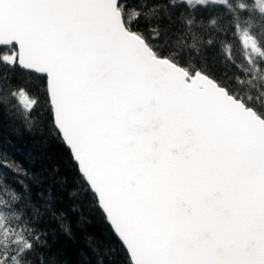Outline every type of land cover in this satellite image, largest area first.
Wrapping results in <instances>:
<instances>
[{
  "label": "snow or ice",
  "instance_id": "1",
  "mask_svg": "<svg viewBox=\"0 0 264 264\" xmlns=\"http://www.w3.org/2000/svg\"><path fill=\"white\" fill-rule=\"evenodd\" d=\"M0 115L41 161L58 146L53 183L71 175L123 264H264V0H0ZM10 131L0 264H70L41 225L72 233L51 190L33 198L42 178L12 153L35 157Z\"/></svg>",
  "mask_w": 264,
  "mask_h": 264
},
{
  "label": "trees",
  "instance_id": "2",
  "mask_svg": "<svg viewBox=\"0 0 264 264\" xmlns=\"http://www.w3.org/2000/svg\"><path fill=\"white\" fill-rule=\"evenodd\" d=\"M234 53L238 61L242 59L243 49L238 41H234ZM12 111L14 112L15 110L12 109ZM11 125H19L25 132V141L28 142V147L33 152L35 159H26L25 152H13L12 155L15 156L26 170L38 173L42 178V183L39 186L32 185L33 198H37L36 193L38 192H43L47 196L51 190V195L55 197L52 201L54 205L53 211L58 216L63 214L64 221L72 233L71 237L66 235L60 227V222L46 215L41 226L49 229L47 240L51 245V253L60 254L61 259L69 260L70 264H123V252L114 243L113 238L109 235L107 225L102 221L99 214L90 211L87 205L81 207L82 199L79 195H71V192L78 191L71 175L68 176L66 185L62 186L60 183H53L57 175L63 176L68 172V166L64 163L66 158L57 156L59 151L58 146L52 145L50 149L55 157L54 159L41 161L39 155L40 148L39 146L33 147L31 145L30 142L33 137L27 132V126L13 116L0 115V132H2L5 140L11 138ZM35 139L40 140L43 137L37 135ZM53 164H59L61 168L60 173L50 175ZM21 179L27 180V177L22 176ZM39 203H43V199H40ZM90 238L92 241L98 243L99 247L103 250L101 257H97L91 253L89 249ZM114 247L117 248L115 253L110 251Z\"/></svg>",
  "mask_w": 264,
  "mask_h": 264
}]
</instances>
